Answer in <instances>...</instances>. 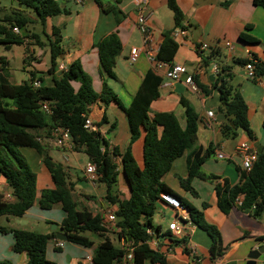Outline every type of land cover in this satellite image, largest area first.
Returning a JSON list of instances; mask_svg holds the SVG:
<instances>
[{"label": "crops", "instance_id": "obj_1", "mask_svg": "<svg viewBox=\"0 0 264 264\" xmlns=\"http://www.w3.org/2000/svg\"><path fill=\"white\" fill-rule=\"evenodd\" d=\"M57 1L67 12L46 18V24L43 26L34 12L20 6L17 0H0V18L20 9L33 21L30 25L42 26V33L50 34L53 26L60 28L64 54L57 60L54 70H51L52 58L46 36H42L45 45L35 44L34 38L30 35L32 32L39 33V30L33 31L30 26L29 36L24 38L23 43L12 44L8 48L0 44V56H4L8 62L9 80L12 83H22L34 77L35 81L41 82L40 86H53L56 78L62 74L60 64L66 69L73 61L78 60L92 77L93 87L97 92L102 91L106 81L118 94L121 105L115 100L110 102L97 100L89 107V116L98 132L106 139L108 150L113 152L117 149L120 153L117 156L113 155L119 170L114 194L122 199L128 198L131 194L132 186L123 160L131 140L129 120L124 108L131 104L145 74L150 69L163 78V84L159 97L151 104L149 115L153 117L156 112H173L182 127H185L186 116L181 98L187 99L200 116L197 147H201L203 151L209 146L213 148V153L204 162L202 171L207 175L219 176L217 182L220 183L225 179L231 185L240 181L238 167L242 166L240 157L236 155V148L243 142H250L257 151L260 146L264 147V85L248 79L245 75V63L241 62L253 56L264 68V7L256 5L254 0H176L184 14L185 32L175 37L179 47L173 62L158 67L156 63L150 61L143 50L136 63H130L128 60L133 46L143 48L142 35L137 26L139 0H83V3L76 0ZM100 3L103 6L116 5L121 11V21H117L114 12L104 11ZM145 11L150 16L148 24L152 30V42L154 45L161 44L163 32L174 28V14L169 8L168 0H148ZM248 26L251 28L248 29ZM111 32H117L122 42L115 68L117 78L105 74L96 48V43ZM242 32L253 36L256 42L247 43L241 40ZM18 33H23V30L19 28ZM226 41L231 42L232 52L226 46ZM200 43H207L209 47L201 50L198 47ZM205 57L209 59L207 63L204 62ZM215 63L226 69L228 83L241 92L248 104V117L254 137H250L243 129H238L235 137H226L221 128L225 117L220 120L217 114V121L206 124L208 111L215 113L221 111L219 90L211 84L215 79H211ZM176 64L185 65L187 73L193 79L197 76V80L194 79L197 91L186 84L185 75H182L179 81H171L169 85H165V73ZM261 76L264 78V73ZM200 85H203L205 90ZM78 88L79 86L76 89ZM206 90L209 91L208 94ZM41 133L54 160L66 168L69 180L74 185V196L79 202V207L88 208L101 216L109 210L116 211L117 205L107 199L106 185L101 182L93 184L86 177V166H80L79 169L74 164V160H78L76 154L85 152L83 150L71 152L69 162L65 163L62 150L56 146L53 138L47 137L45 131ZM143 148L142 136L132 144V154L139 166L143 164ZM23 149L28 151L27 159H31L37 168L35 172L38 175L37 187L40 195L44 188L54 186L52 177L35 149L27 147ZM220 152L226 158H219ZM188 155L189 151H185L173 162L164 180L176 193L202 209L206 221L219 229L224 252L221 256L213 258L210 253L212 243L210 235L193 222H186L188 237H174L169 230V223L176 218L177 212L164 202L158 203V210L168 214L164 221L166 227L158 224L157 226L161 227L160 233H156L154 228L150 230L151 246L166 256L167 264H247L249 253L264 244V212L260 217H254L239 206H234L228 214L223 213L217 205L215 182L211 180L193 179L192 185L197 195L184 190L180 179L188 176ZM84 181L89 185H84ZM0 193L12 194L3 177H0ZM10 201H16L13 194ZM194 201L201 204H195ZM204 202L208 203L207 207H204ZM65 215L61 204H54L51 209H42L36 201L21 217L51 223L54 225L51 231H54L60 230ZM6 220L10 224L2 225L19 228L14 225L12 217L6 216ZM167 233H171L170 237ZM90 237L95 241V245L104 240L94 233ZM57 239L53 238L47 245L48 259L57 264H86L85 257L94 255V248H86L69 241H64V246L58 247ZM13 244L12 234L0 232V259L10 260L13 264H26L28 254L15 252ZM70 244L75 247L70 248ZM191 251L195 252V255L191 254ZM115 264H119L118 261ZM146 264L152 263L148 261ZM258 264H264V254Z\"/></svg>", "mask_w": 264, "mask_h": 264}, {"label": "trees", "instance_id": "obj_2", "mask_svg": "<svg viewBox=\"0 0 264 264\" xmlns=\"http://www.w3.org/2000/svg\"><path fill=\"white\" fill-rule=\"evenodd\" d=\"M24 8H30L43 26L46 18L67 12L57 0H17ZM256 5L264 7V0H254ZM101 4V3H100ZM102 5V4H101ZM169 8L174 14V28L163 32L160 49L156 54L159 61L172 63L179 44L172 36L177 28L185 29L184 14L176 0H168ZM104 11L114 12L118 22L121 21V11L116 5L103 6ZM31 19L21 10H14L11 14L0 18V44L8 48L12 44H21L29 36ZM14 27L24 30L15 33ZM251 28L250 26L247 27ZM43 35L32 32L35 44L45 45L42 36H46L50 47L52 68L64 54L61 46L62 34L60 28L53 26L50 34ZM45 34V35H44ZM240 39L247 43H255L256 39L248 33H241ZM100 64L108 77L117 78L116 62L122 49V42L117 32H111L96 43ZM208 57L204 62H208ZM245 61H241L246 63ZM8 62L0 56V177H3L12 190L16 201H5L0 193V217L23 216L38 201L42 209H51L54 204H61L66 213L60 228L68 235L69 242L86 248H94L93 264H115L125 255V248L118 247L109 238L95 245V241L86 233L105 234L108 229L102 225V216L95 214L88 208H80L74 196V185L69 180L66 168L62 163L54 160L47 144L43 141L42 131L51 136L55 126L67 128L73 136L76 151L83 150L90 161L96 164L99 182L107 187V199L117 205V225L121 228L119 239L130 241L134 246L132 264H167L166 256L151 246L152 234L149 229L160 233V226H153V217L158 203L163 202L162 193H170L182 202L188 209L193 223L205 230L211 237L210 253L213 258L221 256L224 246L219 229L206 221L202 209L197 208L187 198L176 193L169 187L164 178L171 170L173 162L189 151L187 167L188 176L181 178L184 190L197 195L192 185L194 178L215 182L217 205L228 214L232 207L237 206L236 199H242V210L248 211L254 217H260L264 212V151L259 153L251 169L238 167L240 181L231 185L227 179L223 183L217 182L219 176L207 175L202 171L206 159L213 153L209 146L205 151L197 147L198 122L200 116L191 103L181 98L185 109L186 126L182 127L178 117L173 112H156L149 115L152 102L160 95L163 78L150 69L136 92L131 104L124 108L130 125L131 140L123 160L124 167L131 182V194L128 198H119L114 194V187L118 182V164L113 155L119 151L108 150V143L98 131H90L85 127L89 107L97 100L110 102L115 100L121 105L118 94L105 81L101 92H97L92 83V77L83 69L80 61H73L62 74L56 78L53 86L33 85L35 78L22 83H12L9 80ZM256 68L261 75L263 65L257 61ZM226 69L216 75L211 83L220 93L219 109L224 112L222 131L226 137H235L238 129L245 130L250 137H254L248 117V104L241 92L227 81ZM197 80V76L194 77ZM73 82H79L76 89ZM198 82V81H197ZM202 88L205 90L203 85ZM208 94L209 91L206 90ZM42 100H52L54 108L52 114H46L41 109ZM105 121V118L103 119ZM233 123V124H231ZM143 136V164L139 166L132 154V144ZM32 148L37 151L41 160L49 171L54 186L44 188L38 195V175L32 169L22 148ZM204 207L208 203H203ZM56 231L41 233L37 231L12 228L0 224V232L12 234L14 237L13 250L18 253L26 252V264H57L47 257V245L56 237ZM170 237L171 233H167ZM172 240V239H171ZM0 264H13L10 260L0 259Z\"/></svg>", "mask_w": 264, "mask_h": 264}, {"label": "built area", "instance_id": "obj_3", "mask_svg": "<svg viewBox=\"0 0 264 264\" xmlns=\"http://www.w3.org/2000/svg\"><path fill=\"white\" fill-rule=\"evenodd\" d=\"M78 3H83V0H76ZM148 0H139V14L137 18V26L138 29L142 35L143 40V48L133 46L130 50L128 60L130 63H136L141 51H145L147 57L150 59V61L156 63L158 67L167 66L168 63L161 62L157 59L156 54L158 53L160 49V44L154 45L152 42V30L148 24L149 20V14L145 11L146 5ZM15 32H19L18 27L13 28ZM185 30L183 29H177L174 30L172 33V36L175 38L179 33H184ZM226 46L230 49L232 52L233 48L230 41H226ZM201 50H205L209 47L207 43H200L198 46ZM257 59L253 56H250L248 58V61L245 63V75L248 79L258 82L262 85H264V78L258 73L256 68ZM60 69H65L63 64H60ZM213 73L214 75H218L222 68L219 64L215 63L213 65ZM185 75L184 81L186 82L191 89L196 90L198 89L197 84L193 77L187 73V68L185 65L176 64L172 66V69L170 68L165 73V85H169L171 81H179L181 79V76ZM33 85L35 87H40L41 82L36 80L34 81ZM54 108V102L52 100H42L41 101V109L46 114H52ZM213 121H217V116L214 111H208L207 113V119L206 124L211 123ZM85 127L90 131H98L97 127L90 118V116H86L85 120ZM51 134L53 136L54 143L57 147H59L62 150V158L65 163L69 162L70 153L76 151V144L73 140V136L70 133V131L67 128H64L62 126H55L51 130ZM236 155L240 157L241 159V166L244 169H251L253 163L258 158V151L256 148L252 146L250 142H243L236 148ZM219 158H226V156L220 152L218 153ZM85 173L87 179L92 182L93 184H97L99 182V174L97 171L96 164L93 162H89L85 167ZM12 197L11 193L4 194L3 199L5 201H10ZM161 198L164 203L172 207L176 210V218L172 220L169 223V230L171 231L172 235L176 238H182V237H188L189 233L186 231V222H192L190 213L188 209H186L179 198L176 196L170 194V193H162ZM237 206L242 205V199L237 198L236 199ZM102 225L108 229L113 230L117 233L121 231V228L117 225V217H116V211L109 210L106 212L104 216H102ZM149 232L151 233L150 229ZM123 243V247L126 250L125 255L122 257L120 261H118L119 264H132L133 263V256H134V246L130 241H126L125 239H120ZM56 245L58 247L64 246V241L57 239ZM194 253V254H193ZM191 254L195 255V252L191 251ZM86 264H93V255H87L85 257Z\"/></svg>", "mask_w": 264, "mask_h": 264}, {"label": "rangeland", "instance_id": "obj_4", "mask_svg": "<svg viewBox=\"0 0 264 264\" xmlns=\"http://www.w3.org/2000/svg\"><path fill=\"white\" fill-rule=\"evenodd\" d=\"M26 9L32 11L30 8H27L26 7ZM29 26H30V29H33V31L37 29V31L39 30V33L41 35H43L42 34V31H41L42 30V26L40 24H38V25L37 24L36 25H34V24L33 25H30L29 24ZM23 32H24V30H23ZM73 85H74L75 88H77L78 86H80L79 82H73ZM51 138H53L52 134H51ZM22 152L26 156H28V151L27 150H24L23 149ZM76 155L78 157V160H74V164L77 166V168L80 169V166L81 167H84V166H86L88 164L89 158H88V155L87 154H85V153H77ZM28 161H29L32 169L34 171H36L37 168L34 165V162L31 159H29V158H28ZM83 184L84 185H89L85 181L83 182ZM193 203L198 204L199 202L194 201ZM200 204L201 203H199V205ZM165 216H168V214L162 213L157 208V210H156V212L154 214V217H153V225L154 226H157L158 224H162L163 227H166V223L164 222L165 221ZM9 217H12L13 218L14 225L15 226H19L18 229L31 230V231H37V232L43 233V232H50L53 229V227H54L53 224L48 223L46 221H41L40 222V221L32 220V218H26V217L25 218H22L21 216H9ZM18 223H20V224H18ZM0 224H10L6 220V215H3V216L0 217ZM86 234L88 236H91V234H93V233L87 232ZM94 234H97V233H94ZM98 235H100V234H98ZM100 236L103 237V238L109 237L114 242V244L116 246H118V247H122L123 246L122 241L119 239L118 233L115 232V231H113V230H108L105 234H101ZM69 247L71 248V247H75V246H73L72 244H70Z\"/></svg>", "mask_w": 264, "mask_h": 264}, {"label": "water", "instance_id": "obj_5", "mask_svg": "<svg viewBox=\"0 0 264 264\" xmlns=\"http://www.w3.org/2000/svg\"><path fill=\"white\" fill-rule=\"evenodd\" d=\"M21 6V4H19ZM172 69V67H171ZM215 78V75H211V79L213 80ZM218 119L223 120L225 115L222 111L216 112ZM233 124V123H231ZM264 151V147L260 146L258 152L261 153ZM57 225H55V228ZM56 237L63 241H69L68 235L60 228V230L56 231ZM264 254V244L258 246L254 250H252L248 255V261L247 264H258V261L260 260L261 256Z\"/></svg>", "mask_w": 264, "mask_h": 264}]
</instances>
